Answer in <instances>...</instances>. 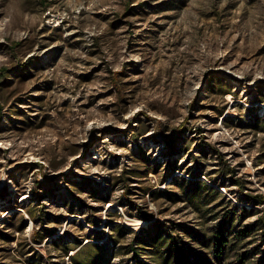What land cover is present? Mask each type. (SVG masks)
Segmentation results:
<instances>
[{
  "label": "rangeland",
  "instance_id": "rangeland-1",
  "mask_svg": "<svg viewBox=\"0 0 264 264\" xmlns=\"http://www.w3.org/2000/svg\"><path fill=\"white\" fill-rule=\"evenodd\" d=\"M189 170L222 192L202 212L166 195ZM244 195L264 196V0H0V264L88 243L128 264L118 226L210 244L231 211L221 264H264Z\"/></svg>",
  "mask_w": 264,
  "mask_h": 264
},
{
  "label": "trees",
  "instance_id": "trees-1",
  "mask_svg": "<svg viewBox=\"0 0 264 264\" xmlns=\"http://www.w3.org/2000/svg\"><path fill=\"white\" fill-rule=\"evenodd\" d=\"M173 153L166 154L167 165L170 166L168 178L170 177L174 181V184L179 186V180L173 176V170L178 166L175 164L176 162L173 164L170 160L173 159ZM227 172L230 177L235 174V170L228 167ZM188 176L191 178V181L183 179L181 182L184 189H186L183 195L177 192L166 193L172 202L176 203L179 199L183 198L186 202L192 204L197 212H202L205 206L212 205L222 195L218 187L206 184L202 180V177H205L202 173L189 170ZM232 181L235 185L241 188L244 187L242 181L238 179ZM154 195L153 193L150 194V196ZM243 197L246 203H254L255 205L264 203L263 195H255L253 197L244 195ZM224 218V221L218 224L217 230L213 232L214 236L210 244H205L199 235L192 233L189 228L180 225L166 228L168 229L166 231L161 225H156L149 229H140L138 232H132L124 226H118L115 228L118 237L113 242L119 245L120 239L127 235H134L131 243L122 248L125 255L131 256V261L128 264H221L225 260L227 249L230 248L229 237L234 230L233 224L235 223L236 214L231 211ZM35 221L38 222L37 220ZM180 236L191 237L192 241L185 243L180 239ZM194 243L203 244L209 257L201 256L194 252L191 247ZM63 250L67 256L70 251H76L69 257L72 264H112V260L115 257V254L104 243H88L87 246L81 248L76 244H63ZM143 256L145 259L151 260V263L142 260ZM241 264H243L242 260Z\"/></svg>",
  "mask_w": 264,
  "mask_h": 264
}]
</instances>
